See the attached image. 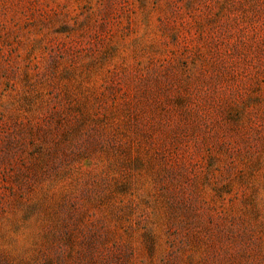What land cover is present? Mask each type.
Instances as JSON below:
<instances>
[{
    "label": "rangeland",
    "instance_id": "1",
    "mask_svg": "<svg viewBox=\"0 0 264 264\" xmlns=\"http://www.w3.org/2000/svg\"><path fill=\"white\" fill-rule=\"evenodd\" d=\"M0 264H264V0H0Z\"/></svg>",
    "mask_w": 264,
    "mask_h": 264
}]
</instances>
